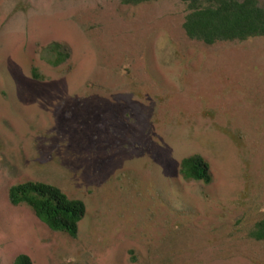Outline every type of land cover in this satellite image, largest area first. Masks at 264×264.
I'll list each match as a JSON object with an SVG mask.
<instances>
[{"label":"rangeland","instance_id":"rangeland-1","mask_svg":"<svg viewBox=\"0 0 264 264\" xmlns=\"http://www.w3.org/2000/svg\"><path fill=\"white\" fill-rule=\"evenodd\" d=\"M185 11L0 0V264H264V37L190 41ZM195 153L209 185L180 176ZM26 181L85 202L76 239L10 203Z\"/></svg>","mask_w":264,"mask_h":264},{"label":"trees","instance_id":"trees-1","mask_svg":"<svg viewBox=\"0 0 264 264\" xmlns=\"http://www.w3.org/2000/svg\"><path fill=\"white\" fill-rule=\"evenodd\" d=\"M164 0H119L122 5L139 7ZM185 4V18L182 24L185 37L200 41L206 46L223 42H244L264 37V1L261 0H179ZM31 31V29H30ZM29 31V36H30ZM31 41L32 40L30 38ZM59 43H53L49 52L57 59L51 61L58 66L69 57L61 50ZM61 60H60V59ZM31 75L37 80L45 79L36 67ZM180 176L187 181L204 184L213 182L210 164L200 154L184 157L180 162ZM9 201L13 206H27L51 231L64 233L72 238L79 235L80 223L87 214L84 201L70 197L63 189L51 182L26 181L10 187ZM249 238L264 241V217L256 219L248 231ZM13 264H33L30 256L20 253Z\"/></svg>","mask_w":264,"mask_h":264}]
</instances>
